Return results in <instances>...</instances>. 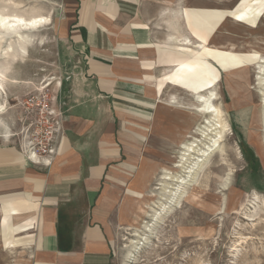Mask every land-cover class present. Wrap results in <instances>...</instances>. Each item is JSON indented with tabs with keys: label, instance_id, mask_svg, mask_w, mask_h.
I'll use <instances>...</instances> for the list:
<instances>
[{
	"label": "rangeland",
	"instance_id": "rangeland-1",
	"mask_svg": "<svg viewBox=\"0 0 264 264\" xmlns=\"http://www.w3.org/2000/svg\"><path fill=\"white\" fill-rule=\"evenodd\" d=\"M179 1L183 2L177 0L175 6ZM184 8L183 23L193 43L210 41L224 54L175 46L164 55L174 64L168 68L190 66L191 72L180 74L181 81L173 72L169 86L174 89L167 95L180 89L184 94L215 89V104L229 128L219 151L209 160L203 158L207 165L196 187L192 179L181 185L182 206L175 207L168 199L169 190L162 191L163 172L182 175L174 168L180 140L196 126L190 121L185 127L187 120L198 121V117L174 108L161 139L149 146L146 178L136 184L139 197L128 200L123 223L114 226V259L116 264H264V0H185ZM65 11V0H0L3 14L43 17L49 23L23 38L0 35L3 129L17 132L23 140L27 126L21 124L20 102L50 84V90H59L61 80L60 102L64 98L67 73L72 69L61 48L67 36L61 34ZM24 38L30 43L22 51ZM188 96L182 98L192 104ZM197 146L201 151L203 141ZM201 189L206 190L202 196L189 199ZM127 246H132L130 263L125 261ZM16 260L0 241V264Z\"/></svg>",
	"mask_w": 264,
	"mask_h": 264
},
{
	"label": "crops",
	"instance_id": "crops-1",
	"mask_svg": "<svg viewBox=\"0 0 264 264\" xmlns=\"http://www.w3.org/2000/svg\"><path fill=\"white\" fill-rule=\"evenodd\" d=\"M175 1L65 0L61 48L72 69L51 166L29 162L0 115V241L12 264H116L114 226L139 197L149 146L174 110L176 71L164 55L190 36L180 15L174 30L185 7Z\"/></svg>",
	"mask_w": 264,
	"mask_h": 264
},
{
	"label": "bare ground",
	"instance_id": "bare-ground-1",
	"mask_svg": "<svg viewBox=\"0 0 264 264\" xmlns=\"http://www.w3.org/2000/svg\"><path fill=\"white\" fill-rule=\"evenodd\" d=\"M184 9L182 8V10L180 9L178 11L179 14L176 15L175 24L173 25V27L175 28L173 29L177 30L178 32L181 31L180 30L181 28L180 17L182 21L185 17ZM179 15L180 17L178 18ZM222 22L223 20H221V22L214 29V32L212 33L210 39L214 36L215 32L218 30ZM47 23H48V19L43 18V17H33L31 19H25V17L20 16L19 14H16V15L3 14V12H0V35L2 34H6V36H14V35L18 36L19 35L22 37L26 33L37 31L38 29H40ZM24 40H25V43L19 46L20 50L22 51H25L26 47L30 43L28 39L24 38ZM176 41L178 42L180 40L177 39ZM176 45H181V46H185L189 48L192 47L193 49L199 52H206V53H211V54H222V55L224 54L221 51H219L218 47L210 45V41L201 42V43H193L190 37H185L183 39L182 44H176ZM225 55L234 56V54H225ZM190 68H191L190 66L176 65L175 66V71H176L175 75H177L176 80L181 81V78L179 77V75L188 74V72H191ZM3 80H5L4 72L0 71V92L2 91L1 89L3 87ZM165 85H166V82L162 83V89H164ZM182 90L180 89L181 92L177 91L176 93H173V94L170 93L171 95L169 96V100H168L169 105L172 106L173 108L184 109L185 111H189L190 113L194 112L192 113V115L194 116L197 115L196 117H198V121L195 119L187 120V125H189V123H191L190 121H192L194 123V126L195 125L196 126L192 128L191 132H188L186 130V132L184 133V137L182 136L180 140L181 141L180 142L181 151H180L179 157L177 158L178 161L174 164V168L177 169V171L181 170L182 175L181 173L177 172L178 173L177 177H171L172 175L170 174V172L168 171L163 172L162 184H160L162 187V191L163 193H166L167 190H169V192H167V194L169 195L168 199L172 200V202L175 203V207L182 206L183 196L178 194V191L181 185L185 183L187 184V182H189V179H192L193 187L194 188L196 187L198 177L202 173H204L206 165H207L205 163L206 161L203 160V158H206L207 160H209L210 158H212V156L215 155L217 151H219L220 141H222L225 138V134L227 133V130L229 128L225 120L222 119L221 110L215 104V101L217 99L215 89H212V90L203 89V91L201 92H192L190 94L188 93L184 94ZM161 94H163L162 91H161ZM185 95L187 96L190 95L192 97V99L194 100L192 104L189 102L186 103V101H184L182 97ZM3 106L0 105V115H3L5 112ZM201 125H204V127L202 128ZM200 128L202 129L200 130ZM193 137H194V141L191 139ZM199 141H203L204 143V148L201 151H198L197 149L198 148L197 142L199 143ZM192 154L198 155V158H201L202 160L198 158L197 159L193 158ZM205 192L206 190L204 189H201L195 192L193 191L192 196H190L189 199L194 200L195 198H199ZM132 246L126 247L128 256H126L125 261L127 263H130L129 260L132 259L131 256H133V255H130V253L132 252Z\"/></svg>",
	"mask_w": 264,
	"mask_h": 264
},
{
	"label": "built area",
	"instance_id": "built-area-1",
	"mask_svg": "<svg viewBox=\"0 0 264 264\" xmlns=\"http://www.w3.org/2000/svg\"><path fill=\"white\" fill-rule=\"evenodd\" d=\"M63 81L59 82V90ZM57 86V87H58ZM47 85L37 94L20 102L26 127L23 150L34 165L51 166L58 152V139L62 134L64 114L59 90Z\"/></svg>",
	"mask_w": 264,
	"mask_h": 264
}]
</instances>
